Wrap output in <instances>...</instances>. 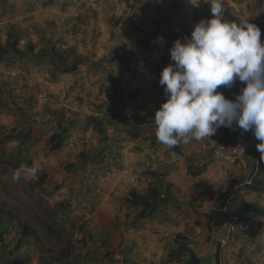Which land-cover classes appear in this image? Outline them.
<instances>
[{
  "label": "crops",
  "instance_id": "obj_1",
  "mask_svg": "<svg viewBox=\"0 0 264 264\" xmlns=\"http://www.w3.org/2000/svg\"><path fill=\"white\" fill-rule=\"evenodd\" d=\"M198 2L197 5L188 3L180 11L175 5L171 9L170 0H100L96 6L83 0H0V39L3 44L10 31L15 30L20 51L25 52L28 45H33L35 54L53 48L72 56L68 61L74 56L81 57L75 73L55 75L58 82L51 84L48 83L49 66L42 57L22 56V62L27 66L11 70L2 64L0 71L11 70L21 79L26 75L29 78L38 75L44 88L49 90L48 94L69 100L82 96L99 97L103 108L117 104L116 100L107 103L112 100L111 94L121 98L118 108L126 110L121 118H125V114L129 117L123 122L117 121L114 126L123 125L124 131L106 128L108 144L114 151L110 153L106 167L108 178L98 183L103 187L100 190L103 193L98 194L99 201L95 202L89 217L94 224L109 226L113 224L115 209L121 207L124 222L132 219L134 225L119 234L132 236L131 249L126 252L130 264H186L184 254L176 257L182 244L193 250L201 262L206 258V264H264V229L256 235L241 233L234 242L218 245L221 224L228 217H225L226 209L219 208L212 200L222 195L228 183L233 181L232 196L225 203L232 201L229 204L231 210L242 203L255 204L264 210V168L259 180H248L249 176H246L247 172L255 176L253 171L254 165L258 164V155L248 153L237 165H226L212 155L222 143L221 135L216 133L209 140H195L204 150L206 144L214 146L211 153L204 151V156L197 161L196 167H202L204 171L198 177H192L187 171L189 160L194 156V149L188 147L191 143L183 144L185 149L188 147L186 151L173 155L171 148L159 143L155 137L154 114L166 99L163 87L158 83L159 75L165 67L164 60L171 61L169 51L165 49L171 45L164 43L169 42L170 33L175 35L204 19L198 12L204 2ZM157 37H163L165 42L158 43ZM217 91L223 94L220 87ZM74 107L80 110L79 106ZM128 107L133 109L128 110ZM81 108L84 113H91V118L103 120L102 106L96 110ZM131 111L143 117V122H134ZM147 125L152 128L151 136L140 133L139 127ZM136 126L134 134L130 127ZM127 127L131 129L130 133ZM233 127L238 133L236 140L253 135L251 131L242 132L235 124ZM73 132L64 147L70 145ZM149 172L162 175L158 177L160 185L158 180L148 176ZM95 173H99L96 167ZM252 180L260 182L258 192L247 187ZM150 183L155 184L154 187L158 183L157 189L162 196L166 195L168 204L151 218L136 221L138 209L124 201L133 190L138 194L145 193ZM254 221L264 228V216L256 217ZM170 238L175 246L173 251L164 248L165 240Z\"/></svg>",
  "mask_w": 264,
  "mask_h": 264
},
{
  "label": "rangeland",
  "instance_id": "obj_2",
  "mask_svg": "<svg viewBox=\"0 0 264 264\" xmlns=\"http://www.w3.org/2000/svg\"><path fill=\"white\" fill-rule=\"evenodd\" d=\"M179 1L185 6L197 5L198 1H203L200 5L208 8V15L204 20L212 18L211 0H170L171 9ZM220 3L223 8H230L239 20L257 17L264 22V9L254 8L253 0H220ZM262 4L264 6V2ZM6 39L9 41L7 37ZM260 40L264 43V34H261ZM169 44L171 45L170 42L164 43ZM165 49L168 51V47ZM17 55H4L0 61V69L2 64L11 70L27 66L22 62V56ZM44 58L51 75L48 83L58 82L55 77L60 74L56 72L58 66L54 67L47 60L48 57ZM71 58L72 56L69 57ZM164 61L166 67L170 62ZM15 63L17 65H14ZM11 70L0 71V202H7L3 206L4 210L11 206L17 207L19 212L17 220L12 223H7L5 217L0 214V264H12L15 261H24L25 264H130L127 263L131 260L126 252L131 249L132 244L129 243L132 236L119 234L124 228L134 225L132 219L128 218L124 222L122 209L117 207L112 217L113 224H109L108 230L107 224H94L89 217L94 211L95 202L99 201L98 194L103 193L100 191L103 187L98 183L105 180L110 153L114 150L108 144L107 134L100 133L102 120L94 118V121H89L91 113H84L81 107L96 110L102 106L104 112L110 110L109 107L103 108L99 97L93 99L82 96L74 100L54 97L48 94L49 90L44 88L38 75L30 78L26 75L21 79ZM230 88L220 86L225 98L228 97ZM110 98L112 100L109 99L107 103L112 104L116 95L111 94ZM127 102L128 100H125V103ZM96 103L97 106L94 105ZM70 105L71 109H75L73 112ZM74 106H79L80 110ZM128 117L127 114L125 118L117 119L118 122H123ZM59 120L69 126L67 135L74 131L76 136L72 133L70 145L56 154L48 151V138L58 130ZM137 127H130L132 133L135 134ZM110 128L115 132L124 131L123 125ZM139 129H142L140 133L151 136L152 128L149 125ZM226 129L220 127L216 133L222 136ZM190 143L188 147L194 149V156L188 163L191 166L198 165L197 161L204 156V151L211 153L214 146L206 144L204 150L195 140ZM186 149L182 147L181 151ZM171 150L174 152V148ZM255 155H258V164L254 165L256 169L253 171L255 176L247 172L248 180H259L263 175L264 159L261 160V154L258 152ZM86 160L90 161L88 165H82ZM16 162L19 165L14 167ZM31 163L32 168L29 166ZM95 167L99 173H95ZM149 186L155 184L150 183ZM156 186L159 188L158 183ZM27 219L32 221L33 228L44 222L51 224L60 237H52L48 242L38 241L32 235L22 236L21 225ZM104 238L107 239L108 246L103 248L101 245ZM164 248L173 251V239H166ZM43 256L50 260L41 261ZM205 260L206 258L202 259V264H206Z\"/></svg>",
  "mask_w": 264,
  "mask_h": 264
},
{
  "label": "clouds",
  "instance_id": "obj_3",
  "mask_svg": "<svg viewBox=\"0 0 264 264\" xmlns=\"http://www.w3.org/2000/svg\"><path fill=\"white\" fill-rule=\"evenodd\" d=\"M85 3V2H84ZM87 4V3H86ZM212 18L193 25L190 37L168 49L170 60L159 75L166 97L153 122L159 143L174 148L215 135L220 127L251 131L264 159V43L260 29L248 21L222 18L220 0H211ZM163 44L164 38L157 37ZM244 87L234 100L220 86L235 81ZM246 139V138H245ZM175 155V153H173ZM228 219V218H227ZM254 220V219H248Z\"/></svg>",
  "mask_w": 264,
  "mask_h": 264
},
{
  "label": "trees",
  "instance_id": "obj_4",
  "mask_svg": "<svg viewBox=\"0 0 264 264\" xmlns=\"http://www.w3.org/2000/svg\"><path fill=\"white\" fill-rule=\"evenodd\" d=\"M137 1V0H136ZM236 2H242V0H236ZM264 0H253V5L254 8H263V3ZM184 6L182 1H179L176 5V7L178 9L182 8ZM206 6L204 7V5H200L198 12L199 13V17H205L208 14H206ZM222 18L226 21H230V22H236V23H240V22H244V21H248L249 23H253L255 24L261 31V34H264V22L261 21L259 18H250L247 20H239L237 18V15H235V13L232 12V10L230 8H223V13H222ZM192 28H185L182 29L181 31H179L178 33L175 32V35L170 33L169 34V39H167L171 45L173 44V42L177 39H181L183 40L184 37H190V33L192 31ZM8 42L3 44L0 40V61L3 60V56L4 55H16L17 56H27L30 55L31 57H48L47 60L55 67H57V73H68V74H73L75 73L77 66L81 63V57L80 56H74L73 59L71 61H68V54H64V53H60L58 51H56L55 49H51L47 50V51H40L37 54L34 53V46L33 45H28V47H26L25 52L20 51L18 48V44H19V37L16 34L15 30L10 31L9 37H8ZM23 52V53H22ZM49 53V54H48ZM171 63H174L172 61H169ZM52 72V70L50 71V73ZM51 76V75H50ZM112 80L111 83L112 84ZM244 83L240 82L239 80L235 81L233 83V85L231 86V91L228 94V97L226 99L229 100H234L235 95H238L240 93V90L244 87ZM118 97L116 98V102L117 104L114 106H109V109H107V111H105L104 116H103V120L101 121L102 127L100 129V133L105 134L106 133V128L109 127H114L116 126V122L118 121V119L120 120L122 115L126 112V110L124 108H118V105L120 103V100H118ZM121 99V98H120ZM132 115V119L134 122H143L144 118L138 116L136 113L134 112H130ZM127 116V114H125L123 117ZM118 118V119H117ZM94 118H90L89 121H94ZM58 123V130L54 131L48 138V145H49V152L51 153H57L59 152L65 145V141L67 139V137H69V135H67L68 132V127L67 125H63L62 120L57 121ZM75 123V121H74ZM73 123V125H74ZM76 124V123H75ZM103 128V129H102ZM237 131L235 130V128H227L225 133H222L221 136V141L222 143H227V142H232L236 140V136H237ZM156 137V135H155ZM241 140V139H240ZM244 140V139H243ZM221 143V144H222ZM183 146V143L177 145L174 147V152L175 154H180L181 153V148ZM251 153V152H250ZM248 154V153H247ZM246 154V155H247ZM90 161L86 160L84 162H82V165H88ZM19 165L18 162L15 163L14 167H17ZM30 168H32V163L29 164ZM187 171L188 174L192 177H198L204 170L202 169V167H196V165L191 166L190 164L187 165ZM149 177L153 178L154 180H158L157 182L159 183V185L161 184V181L158 177H162V175H158L155 172H149L147 173ZM235 182V181H234ZM233 181H231L230 183H228V188L227 190L221 195H219L218 197H216L215 199H212L215 201V203L219 204V208H225L226 209V216L228 217V219H232V218H238L241 220L244 219H254L256 217L259 216H264V210L262 208H260L259 206L255 205V204H251V203H242L240 204L235 210H231V208L229 207V204L232 202L231 200L229 201V203L226 205V200L227 198L232 196V191H233ZM260 182L257 183L256 181L252 180V182L250 183L249 188H251V191L254 192H258L259 191V186ZM168 198L165 196H162V193L157 189V187L154 186H150L147 191L143 194H138L136 191H131L129 193V197L124 201L127 205L134 207V209H138L137 215L135 217V220H139V219H144V218H151L153 216V214H155V212H157L158 210H160L162 207H165L168 204ZM7 202H4V204H2V202H0V214L3 215L5 217V221L7 223H12L15 222L17 220V213L19 212L17 207H9L7 210H4V207ZM60 204H58L59 206ZM22 228V233L24 237H28V236H33L34 239L40 241V240H46V241H50L52 237H56L59 238L60 235H57L54 227L51 224H48L47 222L41 223L38 225V227L33 228L32 227V221L27 219L23 225H21ZM103 248L107 247V239L104 238L102 240V245ZM182 254H184L186 256V264H202L201 260L199 257H197V255L193 252V250L189 249L186 245L182 244V246L180 247V250L177 252L176 257L181 256ZM49 261L50 259L47 258V256H43L41 257V261ZM47 263V262H46ZM12 264H25L24 261H20V262H14Z\"/></svg>",
  "mask_w": 264,
  "mask_h": 264
},
{
  "label": "built area",
  "instance_id": "obj_5",
  "mask_svg": "<svg viewBox=\"0 0 264 264\" xmlns=\"http://www.w3.org/2000/svg\"><path fill=\"white\" fill-rule=\"evenodd\" d=\"M85 3L96 6L100 0H83ZM259 143L253 135L246 139L235 140L232 142L222 143L214 149L212 155L214 158L220 159L223 163L229 166H235L240 162L247 153H257L256 144ZM259 154V152H258ZM227 180L226 176L221 175ZM263 226L254 220L248 219H226L220 227L218 245L224 246L230 242H234L236 237L241 233L260 234L263 231Z\"/></svg>",
  "mask_w": 264,
  "mask_h": 264
}]
</instances>
